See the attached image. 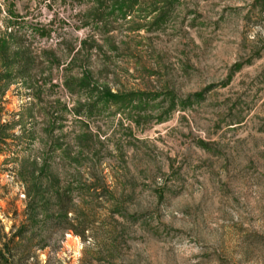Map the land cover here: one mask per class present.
I'll return each instance as SVG.
<instances>
[{
	"label": "rangeland",
	"instance_id": "374dc122",
	"mask_svg": "<svg viewBox=\"0 0 264 264\" xmlns=\"http://www.w3.org/2000/svg\"><path fill=\"white\" fill-rule=\"evenodd\" d=\"M0 137L8 264L97 253L65 188L132 217L115 264H264V0H0Z\"/></svg>",
	"mask_w": 264,
	"mask_h": 264
},
{
	"label": "trees",
	"instance_id": "16d2710c",
	"mask_svg": "<svg viewBox=\"0 0 264 264\" xmlns=\"http://www.w3.org/2000/svg\"><path fill=\"white\" fill-rule=\"evenodd\" d=\"M106 6H108V3ZM111 7L112 6H108L106 8V13L109 12ZM100 94L101 97L96 99V103L110 102L115 97L107 93ZM1 142H3V139L0 137V143ZM43 177L47 178L46 172L42 173L41 178ZM51 188H54V186L51 185ZM70 190L65 188L56 194L57 204L53 212L49 213V210H46L45 205L41 206V209L43 210L42 212L45 213L44 218L46 222L49 223V227L60 232L62 236L64 234H73L74 236L80 238L82 244L84 245H90V243H93V245L95 244L97 246V253L90 256L89 262H85L84 264H92V261H96L99 264H115L114 260L119 255V245L125 241L124 239L126 233L125 229L121 225H118L117 218L121 220L122 225L127 226L132 217L129 216L125 209L116 207L112 208L110 211H105L101 223H99L98 226H95L97 224L95 219H97V217H101L102 214L95 212L93 208H89V214L78 212L73 207V196L70 193ZM76 190L79 200L89 204L90 207L91 204L95 206L100 204L103 200L110 198V195L105 193L104 189L101 191L103 194L100 195L89 186H81L78 184V186H76ZM46 203L47 202H43V204ZM36 209L37 205L34 204L33 201V208L28 215L29 218H33V224L39 222L37 220L38 214ZM11 240L13 241V237ZM44 248L45 246L42 245L39 249L44 250ZM6 254L7 256L10 255L9 244L4 245V250H0V264H8L10 262V260L6 258ZM11 264L13 263L11 262Z\"/></svg>",
	"mask_w": 264,
	"mask_h": 264
},
{
	"label": "bare ground",
	"instance_id": "6f19581e",
	"mask_svg": "<svg viewBox=\"0 0 264 264\" xmlns=\"http://www.w3.org/2000/svg\"><path fill=\"white\" fill-rule=\"evenodd\" d=\"M69 237V236H68Z\"/></svg>",
	"mask_w": 264,
	"mask_h": 264
}]
</instances>
